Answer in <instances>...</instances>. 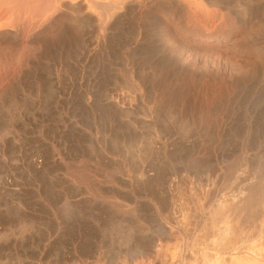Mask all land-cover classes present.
<instances>
[{
  "label": "rangeland",
  "instance_id": "1",
  "mask_svg": "<svg viewBox=\"0 0 264 264\" xmlns=\"http://www.w3.org/2000/svg\"><path fill=\"white\" fill-rule=\"evenodd\" d=\"M161 1L0 0V264H264V0Z\"/></svg>",
  "mask_w": 264,
  "mask_h": 264
},
{
  "label": "bare ground",
  "instance_id": "2",
  "mask_svg": "<svg viewBox=\"0 0 264 264\" xmlns=\"http://www.w3.org/2000/svg\"><path fill=\"white\" fill-rule=\"evenodd\" d=\"M135 1V0H134ZM161 1V0H160ZM120 2H122V1H120ZM126 2H127V0H126ZM162 2V1H161ZM169 2V1H168ZM173 2H174V0H173ZM132 3V2H131ZM224 3V2H223ZM124 4H125V2H124ZM162 4H164L163 2H162ZM122 5V4H121ZM126 5V4H125ZM124 5V6H125ZM165 5V4H164ZM168 5V4H167ZM101 6V5H100ZM123 6V5H122ZM114 7V6H113ZM163 7V6H162ZM106 8V7H105ZM116 8H118L117 6H116ZM115 9V8H114ZM119 9V8H118ZM117 9V10H118ZM230 9V8H229ZM260 9V8H259ZM108 11L110 10V9H107ZM106 10V11H107ZM179 11V10H178ZM117 13V12H116ZM263 15V14H262ZM149 130V129H148ZM186 130V129H185ZM188 131H186V133H187ZM185 134V133H184ZM154 136V135H153ZM151 146H152V140H151V138L150 139H147V138H145V139H143V138H138L135 142H133V143H131L128 147H125V146H121V149L123 150V152H125V154L127 155V156H131V158H133V161L136 163V164H138L139 162L141 163L142 161H144L145 159H147V157H148V155H149V152H150V149H151ZM124 158V157H123ZM196 164V163H195ZM54 169V168H53ZM256 189H258V188H256ZM256 192H251V190L249 191V192H251V193H249V195H248V197H246L245 198V200L243 201L244 203V205H243V207H245V209H248V208H250V207H252L255 203L257 204L258 203V201H260L259 199L260 198H262V195H263V192H264V190L262 189V188H260V191H262V192H260V191H258V190H255ZM153 193V192H152ZM255 204V205H256ZM242 207V206H241ZM125 212V211H124ZM112 213V212H111ZM117 213V212H116ZM123 213V212H122ZM132 214V213H131ZM118 215V214H117ZM132 217V216H131ZM134 218V217H133ZM116 220V219H115ZM137 221V220H136ZM123 222V221H122ZM121 223V222H120ZM108 224V223H107ZM115 224H117V223H114L113 225L111 224L110 226H111V229L112 230H115V231H117L116 232V234H120L121 232H120V230L122 231L123 229H119L120 227H118L117 225H115ZM119 225V224H118ZM112 226H117L118 227V229L119 230H117L116 228L117 227H115V229H114V227H112ZM21 229H23V228H21ZM125 229V228H124ZM114 231V232H115ZM126 231V230H125ZM129 231H131V230H129ZM129 231L127 230V232L129 233ZM113 232V233H114ZM119 232V233H118ZM139 232V231H138ZM112 233V234H113ZM110 234V233H109ZM136 234V233H135ZM126 235V234H125ZM125 235L123 234V233H121V236L119 237V238H121V239H126L127 238V235H126V238H125ZM113 237V236H112ZM123 241V240H122ZM125 242V241H124ZM122 244V243H121ZM127 245V244H126ZM136 251H137V249H136ZM135 252V251H134Z\"/></svg>",
  "mask_w": 264,
  "mask_h": 264
},
{
  "label": "crops",
  "instance_id": "3",
  "mask_svg": "<svg viewBox=\"0 0 264 264\" xmlns=\"http://www.w3.org/2000/svg\"><path fill=\"white\" fill-rule=\"evenodd\" d=\"M67 1H69V2H81V1H83V0H67ZM96 1V0H95Z\"/></svg>",
  "mask_w": 264,
  "mask_h": 264
}]
</instances>
